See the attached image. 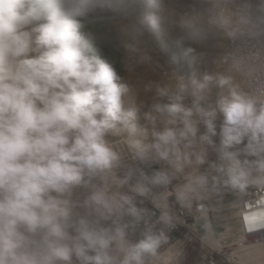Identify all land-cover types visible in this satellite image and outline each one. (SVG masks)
I'll list each match as a JSON object with an SVG mask.
<instances>
[{"label":"clouds","instance_id":"1","mask_svg":"<svg viewBox=\"0 0 264 264\" xmlns=\"http://www.w3.org/2000/svg\"><path fill=\"white\" fill-rule=\"evenodd\" d=\"M104 26L143 63L137 37L196 45L224 23L169 0H0V264H154L164 232L145 224L132 239L145 202L171 228L169 196L191 208L221 186L264 187V85L225 93L229 76H177L130 110L97 52Z\"/></svg>","mask_w":264,"mask_h":264},{"label":"rangeland","instance_id":"2","mask_svg":"<svg viewBox=\"0 0 264 264\" xmlns=\"http://www.w3.org/2000/svg\"><path fill=\"white\" fill-rule=\"evenodd\" d=\"M219 1L169 0V7L176 13H199L211 8ZM206 3L207 5H205ZM101 30L107 35L101 43L96 45L97 52L113 63L117 72L121 75V83L127 87L124 96L125 105L130 110L137 109L143 114L155 102L153 97L157 86H162L170 78L177 76L197 80L205 74L229 76L231 77L230 84L224 90H229L234 85L240 84V82L243 84V80L240 79L238 74L229 75L223 69L225 59L232 53V44H229V37L224 27L210 31L207 39L196 45L182 41L176 32L168 35L157 33L151 36L137 37L135 42L138 47L146 51L149 56V59L143 63L126 58L118 41L114 39L110 26H104ZM189 47L193 48L192 52L187 51ZM216 92L217 90L213 89V97H215ZM175 183L177 182L174 181L173 185L170 186V191L173 190ZM212 193L214 194V192ZM216 199L214 195L212 197L207 195L202 199L210 203L211 208L208 206L207 216L200 220L197 226H200V223H207L208 229L202 230L201 234L203 236L206 234L210 242L216 243L217 249L220 250L218 264H264V244L248 247L249 249L244 248L243 250L232 246L231 248H224L225 245L239 242L243 237L239 235L238 229L235 227L234 211L227 208L228 210L220 212L222 210L221 205L217 204L216 206V203L213 202ZM174 200L175 197L172 196L170 201ZM216 202L218 201L216 200ZM214 205L215 209L212 207ZM228 206H232L231 202L228 203ZM224 242L225 244H223ZM194 243V241L190 243L187 239L179 241L174 244L176 247L171 249L172 254L168 255L166 253L170 246L156 258L154 264H177L178 262L182 264H202V258L198 256L201 249H197V244ZM176 252L179 253L176 254ZM256 256L259 258L257 259Z\"/></svg>","mask_w":264,"mask_h":264},{"label":"built area","instance_id":"3","mask_svg":"<svg viewBox=\"0 0 264 264\" xmlns=\"http://www.w3.org/2000/svg\"><path fill=\"white\" fill-rule=\"evenodd\" d=\"M211 8L223 21L226 33L235 31L233 36L227 35L229 44H232V53L225 59L223 69L229 75H233L232 64L238 61L246 74L244 75L245 84L248 88L257 89L261 87L264 85V23H261V20L264 19V0H220ZM245 17L251 19L255 24L254 28L237 27V22ZM210 159L214 160L215 156H211ZM168 190L170 191V187ZM230 191V193H225V198H231L239 204L238 207H235L238 213L237 216L235 215L234 221L239 235L245 237L246 234H250L253 235V241L264 242V213L257 220L246 217L247 220L254 221H250L249 225H246L245 217H243L246 212L254 207L264 208V187L254 186L243 191L232 189ZM216 194L217 196L222 195L218 192ZM171 197H168L167 204L169 212L174 218V226L169 228L162 222H158L161 214L160 209L147 201L142 207L147 210L148 215L145 217V221L137 227L132 239L139 238L145 224H148L153 226V231H163L167 237V241L159 249L158 256L176 242L187 239L190 243L194 241V244H197V249L202 251H199L198 256L207 264H218L220 250L214 243L210 242L209 238L201 234L202 230L208 229L207 223H200V226H197L198 222L205 216L206 203L194 202L191 208H181L175 200L170 201Z\"/></svg>","mask_w":264,"mask_h":264},{"label":"bare ground","instance_id":"4","mask_svg":"<svg viewBox=\"0 0 264 264\" xmlns=\"http://www.w3.org/2000/svg\"><path fill=\"white\" fill-rule=\"evenodd\" d=\"M200 4V3H199ZM205 5H207V3L205 4ZM201 6H203V5H201ZM200 8V7H199ZM202 8V7H201ZM232 46V45H231ZM240 76V79H242L243 80V84H245V76L244 75H239ZM238 78V77H237ZM239 82H240V80H239ZM240 84H241V82H240ZM225 93H227V91L228 90H223ZM254 187V186H253ZM216 192H218V193H222V195L221 196H217V194H216ZM216 192L213 194V193H211V194H209L211 197L214 195L217 199V201L218 202H216V200L214 201L213 200V202H215V203H213V204H215L216 206H217V204H219V205H221V207H222V210H220V212H224L225 210H228V209H232L233 211H234V216L236 215L237 216V210H236V208L235 207H238L239 206V204H238V202L237 201H235V200H232L231 198L230 199H226L225 198V193L227 192V193H230L231 191H230V189L229 188H224V187H219L217 190H216ZM220 195V194H219ZM221 201V202H220ZM231 202V204H232V206H228V203H230ZM198 203H206L205 204V206H207V208H206V210L205 211H207V209H209L208 208V206L211 208V204L210 203H208V202H206L205 200H201L200 202H198ZM215 205L214 206H212L213 208L215 207ZM218 205V206H219ZM257 205V204H256ZM248 206H249V204H248ZM212 208V209H213ZM228 208V209H227ZM215 209V208H214ZM217 209H218V207H217ZM264 213V208H260L259 206H257V207H254V208H252V209H250L249 210V212H246L245 213V215L243 216V217H245V223H246V225H249V223H250V221H252V222H254L253 220H247L246 219V217H251L252 219H255V220H257L258 218H259V216L261 215V214H263ZM207 214L208 213H205V216L203 217V218H205L206 216H207ZM203 221H205V220H203ZM234 221H235V219H234ZM206 223V222H205ZM207 234H209L208 232H207ZM210 235V234H209ZM207 235L205 234V237H206ZM210 237V236H209ZM243 237V236H242ZM207 238V237H206ZM211 238V237H210ZM253 239V235H250V234H246L245 235V237H243V239H240L239 240V242H237V243H232L231 245H225L224 246V248H227V247H230L231 248V246L232 247H235L236 249L238 248L239 250L241 249V250H243L244 248H247V249H249L248 247H256L257 245H261V244H264V242H261V243H258V242H256V241H253L252 240ZM179 242V241H178ZM178 242H176L175 244H177ZM216 244V243H215ZM223 244H225V242L223 243ZM255 245V246H254ZM175 248L176 246H174V244H173V246H171L169 249H168V251L166 252L168 255L169 254H172V248ZM224 248H221V249H224ZM174 250V249H173ZM168 255H164V256H168ZM257 257V259L259 258L258 256H256Z\"/></svg>","mask_w":264,"mask_h":264},{"label":"crops","instance_id":"5","mask_svg":"<svg viewBox=\"0 0 264 264\" xmlns=\"http://www.w3.org/2000/svg\"><path fill=\"white\" fill-rule=\"evenodd\" d=\"M179 251H180V250H179ZM178 253H179V252H176V254H178ZM177 264H182V263H179V262H178ZM202 264H207V263H206V261H204V260L202 259Z\"/></svg>","mask_w":264,"mask_h":264}]
</instances>
